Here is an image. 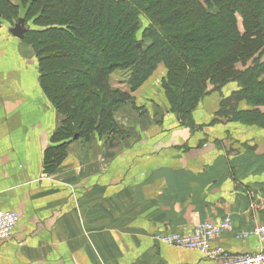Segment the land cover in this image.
Listing matches in <instances>:
<instances>
[{"label": "crops", "instance_id": "0c3cea01", "mask_svg": "<svg viewBox=\"0 0 264 264\" xmlns=\"http://www.w3.org/2000/svg\"><path fill=\"white\" fill-rule=\"evenodd\" d=\"M8 48L0 50V209L18 220L0 264H210L154 235L190 232L226 212L235 231L264 223V129L216 115L235 85L204 96L191 125L169 112L131 143L72 142L45 175L57 119L26 60L14 53L10 64ZM257 242L223 233L214 245L241 253Z\"/></svg>", "mask_w": 264, "mask_h": 264}, {"label": "trees", "instance_id": "16d2710c", "mask_svg": "<svg viewBox=\"0 0 264 264\" xmlns=\"http://www.w3.org/2000/svg\"><path fill=\"white\" fill-rule=\"evenodd\" d=\"M83 1L0 0V20L23 17L37 26L22 40L33 47L42 91L62 116L44 151V169L57 167L74 139L118 128L114 110L158 63L168 70L162 85L181 124L192 123L208 85L216 90L236 81L217 116L264 128L263 112L234 106L242 98L264 101V0ZM142 18L147 24L138 39ZM116 69L128 72V90L111 86Z\"/></svg>", "mask_w": 264, "mask_h": 264}, {"label": "rangeland", "instance_id": "374dc122", "mask_svg": "<svg viewBox=\"0 0 264 264\" xmlns=\"http://www.w3.org/2000/svg\"><path fill=\"white\" fill-rule=\"evenodd\" d=\"M201 1L204 3L206 0H201ZM82 4H85V0L83 1ZM20 11L22 12V10H20ZM21 12H20V14H21ZM17 20L18 19H13L11 21L6 20V19L0 20V50L6 48L7 46L9 47L8 49L10 50L9 51L10 56H8V57H10V59H9L10 64H16L18 62V58H16L13 55L14 53L19 54L20 55L19 57H21V59L24 58L26 60V65H28L27 66L29 69L28 72L33 74L35 82L37 83L39 89L42 91V88L40 85V80H39L40 68H39V64H38V57L36 56V53H35L33 47L31 46V44L22 40V38H20V39L16 38V37L12 36L9 32V29L11 27H13V25L17 22ZM236 21H237L239 28L242 29V27H243L242 19L239 16H237ZM24 24L26 25L27 29L37 27V26L33 25L31 19L24 21ZM140 24L142 26H140V29L138 30V33L136 35L138 39H140L142 37L141 36L142 28H143V26H145L147 24V19H143V18L140 19ZM6 35L11 36L12 37L11 39L15 38V41L10 42L8 45L5 44L4 42H6V41L4 38H6ZM145 44H147V43H145ZM73 46H74L75 51L77 50L78 52H81L82 47L78 48L79 46H82L80 43H75ZM137 46L143 47L144 44L141 45V43H138ZM62 47L64 50H65V48L67 49V47L65 45H63ZM0 59L2 61V62L0 61L1 64H3V61L5 63V60L2 59V57H0ZM238 66L241 67V65H238ZM167 71L168 70L163 63H158L156 65V67L153 69V71L151 73H149V75L139 85H137V87L134 90H131L129 92L127 101H125L124 104H122L121 106H119L117 109L114 110V114H116V116H118V120H117L118 128L111 129L109 131L110 133L108 135L98 136L95 133H90L87 136H81L77 139H74L73 141H71L67 145L66 151H65V156L67 153V149L72 142L73 143H80V144L88 143V144H91L93 146L97 145L98 142H102L109 149V147H111L114 144H117V143L127 144V143H131L134 139H138V136H139L138 132L146 130L148 125H150V122L153 121L156 124L160 123L163 115L165 113L170 112L169 104H168L169 103L168 98L166 96L165 89L163 88V85H162L163 79L167 76ZM127 73H128L127 71H121L120 69L113 70L109 74L111 86L119 87V88L124 89V90L125 89L128 90L127 83L125 81ZM59 81L62 84L65 82V80L63 79L62 76L59 78ZM230 84L235 85L236 89H238V84L236 81H230V82L224 84L223 86H221L219 89H216V90H212L211 89L212 85H208V87H207L208 92L206 94H204L203 97L210 94L211 92H214V91L219 92L226 85H230ZM233 91H231L224 98H229ZM43 94H44V92H43ZM44 96L46 97L45 94H44ZM46 99L49 103V106L52 107L54 115L57 119V121H56L57 123H56V126L54 128V130H55L57 128L59 121H60L62 116L58 112H56L55 107L52 105V103L49 101V99L47 97H46ZM201 99L199 100V102L201 101ZM241 105L247 106L248 108H246V109L256 108L260 112H263V110H264V101L263 100H262V102H254V101H248L247 99L242 98V99H239L237 101V105H234V106L238 109V108H240ZM220 106H221V103L219 105V109H220ZM174 115L176 116V114H174ZM216 115H217V112H216ZM119 117H126L127 120L126 121L121 120ZM220 118H222V117H220ZM223 119H225V118H223ZM228 121H232V120H228ZM234 122L241 123V121H238V120H235ZM183 125L188 126L191 124H183ZM256 126L264 129L261 126H258V125H256ZM53 131H52V134H53ZM50 143H51V137H50L49 144ZM43 155H44V153H43ZM65 156H64V158H65ZM103 158L104 157H98L99 160L100 159L104 160ZM58 166L55 168L52 167L49 169H44V167H43V156H42V169H43V173L45 175H53L54 172L57 170ZM103 166H104V164H102L101 167H103ZM223 233H229V232H223ZM188 250H193V249H188Z\"/></svg>", "mask_w": 264, "mask_h": 264}, {"label": "built area", "instance_id": "2783aa9c", "mask_svg": "<svg viewBox=\"0 0 264 264\" xmlns=\"http://www.w3.org/2000/svg\"><path fill=\"white\" fill-rule=\"evenodd\" d=\"M17 220V212L0 209V244L10 238ZM223 232L231 233L236 239L255 236L258 241L256 249L230 253L214 245ZM154 239L164 245L197 250L210 261V264H264V223L255 224L248 230L235 231L230 212L218 218L199 221L190 232L157 233Z\"/></svg>", "mask_w": 264, "mask_h": 264}, {"label": "water", "instance_id": "95a60500", "mask_svg": "<svg viewBox=\"0 0 264 264\" xmlns=\"http://www.w3.org/2000/svg\"><path fill=\"white\" fill-rule=\"evenodd\" d=\"M27 30L26 25L24 24L23 17H19L17 22L9 29V32L12 36L16 38H22L24 32Z\"/></svg>", "mask_w": 264, "mask_h": 264}]
</instances>
